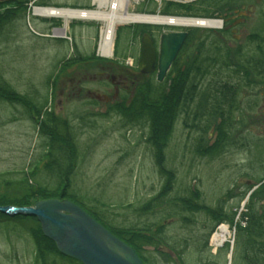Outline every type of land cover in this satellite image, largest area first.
Wrapping results in <instances>:
<instances>
[{
    "label": "rangeland",
    "instance_id": "rangeland-1",
    "mask_svg": "<svg viewBox=\"0 0 264 264\" xmlns=\"http://www.w3.org/2000/svg\"><path fill=\"white\" fill-rule=\"evenodd\" d=\"M29 1L27 13L0 33V83L14 91V97L21 101L0 96V182H11L8 188L20 189L19 183L25 173H35L34 177L28 176L33 180L32 188L28 186L30 195L32 189L39 195L40 188L51 192L64 187L59 186L56 176L46 168L49 162L45 157L49 143L47 135L53 130L43 121L47 117L45 113L52 109L72 129L77 166L70 178V192L76 196V199L72 197L75 203L110 231L139 230L149 238L162 239L164 248L161 250L170 256L167 263L155 249L157 242H153L155 248L147 246L144 251L148 258L158 259L161 264H230V253L225 248L218 252V257L212 258L217 249L214 236L221 234L215 228L216 220L212 217L215 213L210 215L199 210L187 213L183 207L179 208L177 201L188 199L195 193L206 207L216 210L224 207L225 204L218 203H225L227 197H231L233 191L229 189L233 181L242 187L246 181L243 176L245 167L250 160L253 169L258 167L260 151L255 149L250 155L235 148L226 151L221 159L210 158L211 150L206 151L205 147L211 125H194L193 121H185L180 116L168 132L165 148L160 145V133L158 141L153 138V142L149 139L152 136L145 115L141 118L132 106L141 99L146 101L149 92L153 94L155 90L160 93V102L168 99L164 97L167 84L159 86L161 83L156 77L137 75L135 78L141 81L139 86L150 84L149 87L146 85L142 96L135 100L132 99L134 90L126 92L121 96L123 104L117 108L109 107L110 111L105 110L104 102L96 99V96L113 97L115 94L113 88L102 89V79L98 75L102 62L116 63L122 74L127 75L126 71L138 70L141 38L148 30L157 31L156 35L160 36L188 28L119 25L113 55L108 57L100 52L104 24L78 19L67 24L61 18L35 15L36 9L80 11L71 9L78 7L84 8L82 11H95L99 8L96 0ZM188 2L145 0L138 3L129 0L128 12L208 20L190 15L197 16V9ZM41 4L50 6L39 7ZM80 89L82 95L78 97L76 93ZM89 92L93 94L89 96ZM162 111L161 119L166 115ZM41 128L44 132H40ZM201 138H204V146L198 151ZM158 149L164 151L163 156H158ZM160 164L173 174L163 172ZM218 165L220 169H215ZM68 166L69 163L65 162L62 169L67 170ZM169 177L173 188L163 195ZM21 189L25 191L26 188ZM11 193L1 184V201L23 196L16 197ZM30 199L31 206L28 207H34L41 197ZM242 205L238 201L230 205V211L241 209ZM34 227L36 231H26L19 224L0 222V264H73L60 256L56 248L42 237L36 225ZM227 227L231 235L227 241L233 243L234 231L229 225ZM139 240L145 243L143 239ZM217 245L221 246V243ZM233 264H239L237 258Z\"/></svg>",
    "mask_w": 264,
    "mask_h": 264
},
{
    "label": "flooded vegetation",
    "instance_id": "flooded-vegetation-1",
    "mask_svg": "<svg viewBox=\"0 0 264 264\" xmlns=\"http://www.w3.org/2000/svg\"><path fill=\"white\" fill-rule=\"evenodd\" d=\"M3 1L6 0H0ZM188 3L194 5L199 17L215 24L167 32L186 34V38L161 83L167 84L164 97L178 93L180 117L193 121L194 125H211L205 147L206 151L211 150L210 158L221 159L226 151L235 148L250 155L255 149L260 151L257 168L253 169V162L248 161L242 187L233 181L229 189L233 191L231 197H227L225 203H218L226 206H220L218 210L214 208L212 217L216 220V230L221 233L222 228H227L228 238L231 236L229 225L235 238L233 243H228L227 238L220 242L215 239L219 235L216 233L217 249L212 258L218 257L225 248L230 253V264L234 258L239 264H264V0H189ZM156 32L148 30L144 37L152 39L159 64L164 34L158 36ZM176 69L178 87L173 85ZM131 71L124 75L116 63L102 62L98 74L102 89L113 88L115 92L113 97L102 95L105 110L122 105L121 96L131 89L135 100L149 87L150 84L139 86L141 81L135 78L137 75L156 77L158 81V69L153 74L143 75L138 64V70ZM76 95L80 97L82 89ZM203 141L201 138L198 151L202 150ZM218 168L219 165L215 167ZM238 201L243 204L242 210L234 208L230 211V205Z\"/></svg>",
    "mask_w": 264,
    "mask_h": 264
},
{
    "label": "trees",
    "instance_id": "trees-1",
    "mask_svg": "<svg viewBox=\"0 0 264 264\" xmlns=\"http://www.w3.org/2000/svg\"><path fill=\"white\" fill-rule=\"evenodd\" d=\"M29 0H6L3 2H0V33L5 29L7 25L12 24L13 22H16L20 19L21 16L27 13L28 7H29ZM39 7H49V4H41L38 5ZM71 9H81L84 10V8H78L74 7ZM88 9V8H87ZM146 14V13H145ZM194 17H199L198 15H193L190 14ZM163 86L165 84H162ZM173 85L178 87L179 86V77H178V70L176 69V77L174 78ZM161 86V84H159ZM157 90L152 92H149L146 101L141 99L137 103V105H133L132 108L135 113H137L141 118H145L149 124L150 128V133L152 136L149 139H152L154 142V139L158 141L159 139V134L162 135V141L161 144L162 147L165 148L168 142V132H170L176 122L177 117L179 116V96L178 93L171 94L168 99H165L163 102L159 101V96L160 93L156 92ZM16 93L9 89L7 86H4L3 84L0 83V96L3 99L7 100H13V101H20V99L15 98L14 96ZM141 95V94H140ZM138 95V96H140ZM142 96V95H141ZM138 98V97H137ZM21 102V101H20ZM119 107V106H118ZM119 109V108H118ZM154 111L152 112V110ZM161 109H163L166 113L162 117V119L159 117L161 114ZM162 111V112H164ZM45 115L47 117L43 121L44 125L46 127H50L53 132L49 133L47 136L49 138V143H48V151L46 153V158L49 159V162L46 166L47 170H49V173H52L56 178L58 179L59 186L62 185L64 186L62 189L56 188L52 190L51 192L45 190L44 188L38 189L41 194L38 195V192H34L33 189L31 190L32 194H28L29 190L32 188L30 184H33V180L28 177L31 175V177L35 175V173H25L24 178L22 181H20L19 186L21 188H26L25 191L22 190L21 188L19 189H10L7 186H11V182H0V186L5 185L7 192H13L11 193L14 196H18L22 194L23 196H20V198H13L9 199L8 201L0 200V206H17V207H28L30 205V201L28 198H32L30 200H33L34 197L38 196L41 197L38 201H43V200H48V199H61V200H70L73 201V198L76 199V196H73V194L70 192L71 191V176L74 175L75 168L77 166V156L75 154L74 148V142H73V135L71 130L69 129V124L67 121H62L59 117H57L52 109L50 112H46ZM145 115V117H143ZM170 115V117H169ZM44 118V117H43ZM170 118V119H169ZM161 119V121H159ZM40 132H44L43 129L41 128ZM45 134V133H44ZM72 135V136H71ZM154 138V139H153ZM60 140V141H58ZM159 147V146H158ZM159 154L158 156L161 157L164 154V151L162 149H158ZM67 160V161H66ZM68 162L69 166L67 170L62 169V164ZM160 163L162 164L161 160ZM160 164V165H161ZM161 168L163 169V172H166L167 175H172L173 173L168 172L167 170L164 169V167L161 165ZM58 172V173H56ZM11 184V185H10ZM27 186V187H26ZM28 186L30 189H28ZM173 188V183H172V178L169 177L167 179V182L164 185V190H163V195H166L169 193ZM58 190H61L60 192ZM7 194V193H6ZM5 196V195H4ZM7 196V195H6ZM73 197V198H72ZM177 201V200H176ZM175 201V203H176ZM201 198L199 194L192 195L188 199H183L181 201H177V204L180 205L181 207L179 208H184V210L187 213H195L193 211L199 210L200 212H205L207 214L212 215L214 214L215 211L212 208L206 207L204 204L201 202ZM3 202V203H1ZM77 204V203H76ZM158 206V205H157ZM99 214V213H98ZM19 217H21V221H19ZM97 221L101 223V221L97 218H95ZM186 221H189V219L185 218ZM0 222H5V223H10V224H16V225H21L23 229L26 231H36L34 230L36 227L39 229V232H41L42 237L47 240L48 243L52 244L56 248V251L58 254L67 260H69L73 264H81L78 261H75L73 259L67 258L63 256L58 250L54 242L50 241L47 239L41 229V225L38 222L36 218L32 217H23V216H18V217H9L4 214L0 213ZM33 222V224L31 223ZM102 224V223H101ZM155 229H158L157 226ZM145 231L150 232L151 230L146 229ZM113 234H115L118 238L123 240L124 242L128 243L131 245L139 254L141 259L145 262V264H161L158 259L154 260L153 258H148L145 251L147 246H153V242H157V247L153 246L156 250L157 253L159 254L160 257H162L165 262L169 261L170 256L169 254L164 253L161 249L164 248L162 239H157L156 237L149 238L146 236L144 231H139V230H127V229H122V230H111ZM143 241L140 243L141 240ZM150 255V253H149Z\"/></svg>",
    "mask_w": 264,
    "mask_h": 264
},
{
    "label": "water",
    "instance_id": "water-1",
    "mask_svg": "<svg viewBox=\"0 0 264 264\" xmlns=\"http://www.w3.org/2000/svg\"><path fill=\"white\" fill-rule=\"evenodd\" d=\"M185 38L186 34L182 33L164 34L158 64L153 41L145 36L141 45L140 72L150 75L158 69V81L162 83ZM96 99L102 101L101 96ZM0 213L9 217L36 218L44 236L55 243L57 250L81 264H145L131 245L73 201L48 199L37 202L34 207H0Z\"/></svg>",
    "mask_w": 264,
    "mask_h": 264
},
{
    "label": "bare ground",
    "instance_id": "bare-ground-1",
    "mask_svg": "<svg viewBox=\"0 0 264 264\" xmlns=\"http://www.w3.org/2000/svg\"><path fill=\"white\" fill-rule=\"evenodd\" d=\"M99 3L98 10L78 11V10H56V9H36L35 15L47 18H61L68 24L71 20L96 21L104 24L102 32V42L100 52L104 56L113 55V44L115 32L119 25H155L169 27L194 28L198 26H213L215 23L209 20L185 19L179 17H162L150 15H137L128 12L129 0H96ZM109 5V6H108ZM65 31L62 32V34ZM227 228H222V232L215 237L216 240L224 242L227 238Z\"/></svg>",
    "mask_w": 264,
    "mask_h": 264
},
{
    "label": "built area",
    "instance_id": "built-area-1",
    "mask_svg": "<svg viewBox=\"0 0 264 264\" xmlns=\"http://www.w3.org/2000/svg\"><path fill=\"white\" fill-rule=\"evenodd\" d=\"M138 3L144 2L145 0H136ZM155 2L161 3L163 1H167V0H153Z\"/></svg>",
    "mask_w": 264,
    "mask_h": 264
}]
</instances>
